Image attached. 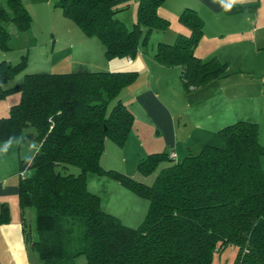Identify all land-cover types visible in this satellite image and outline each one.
I'll use <instances>...</instances> for the list:
<instances>
[{
    "label": "trees",
    "instance_id": "16d2710c",
    "mask_svg": "<svg viewBox=\"0 0 264 264\" xmlns=\"http://www.w3.org/2000/svg\"><path fill=\"white\" fill-rule=\"evenodd\" d=\"M164 1L138 0L130 27L116 16L127 0H57L56 5L86 35L97 37L112 59L133 57L142 32L145 44L151 31L168 29L169 19L157 11ZM178 20L188 33H178L173 42L159 40L154 59L178 66L186 87L227 75V62L195 52L202 16L185 7ZM31 21L22 0H0V47L10 48L4 22L23 32ZM24 64V55L13 64L0 60V98L19 92L0 117V141L20 144L19 205L33 210L24 241L42 264H75L82 253L88 264H211L228 244L236 247L232 264H264V139L259 140L255 121L227 123L217 130L221 145L204 144L178 159L170 152L142 156L136 166L143 175L169 161L148 184L100 164L105 138L122 145L133 126V113L119 92L136 79V70L27 72L9 85ZM28 140L36 145L23 155L21 143ZM67 164L79 171L65 172L61 167ZM88 173L111 177L147 200L136 227L102 208L99 195L87 187ZM8 219L7 205L0 203V223Z\"/></svg>",
    "mask_w": 264,
    "mask_h": 264
},
{
    "label": "crops",
    "instance_id": "0c3cea01",
    "mask_svg": "<svg viewBox=\"0 0 264 264\" xmlns=\"http://www.w3.org/2000/svg\"><path fill=\"white\" fill-rule=\"evenodd\" d=\"M22 1L31 14L32 21L43 24L51 33L53 14L56 13L57 21L70 23L69 18L56 12L57 0ZM127 1L129 5L116 14L124 23L128 17L134 21L138 3V0ZM237 3L243 6L227 9L228 6ZM130 7H134L132 12H122ZM185 7L195 9L204 21L203 35L195 52L204 59L205 53L201 51L203 44L206 45L209 38H216L217 45L212 46L208 53L227 62L229 72L222 76L224 78H214L200 86L203 93L208 91L200 97L208 100L202 105V101L196 102V107L192 103L184 106L163 100L152 88L153 80L156 82L155 87L158 88L164 76L173 79L174 83L179 84L182 81L178 66H164L158 63L153 57V52L159 40L171 42L178 33H188V28L178 20L180 11ZM157 11L169 19L170 26L155 34L151 31L155 40H152L150 49L142 48L139 44L137 53L130 59L106 58L101 41L95 36H88L96 43L99 51L98 61L89 62L83 71L123 69L137 71L136 79L120 90L119 98L131 111L137 103L136 107L142 112L143 118L140 121L134 115L133 126L125 142L120 146L137 143L139 146H145V152H173L178 159L189 153H197L204 144H210L212 139L209 135L215 134L218 128L236 120L255 121L259 132L261 130L264 133V0H165ZM170 27H174L172 32L174 35L168 34ZM20 79L21 75L18 74L9 85ZM9 95L0 98V103H4L0 104V117L7 115L10 106L16 102L18 95L14 94L11 101H8L6 99ZM190 127L193 128L192 132H196V144L189 142ZM150 131L154 132L153 136L150 135ZM181 134L184 138L180 136ZM8 141H0V203L7 205L9 216L7 221L0 223V264H30L29 248L24 241V224L33 220V210L30 206L20 208L18 199L20 144L17 140L11 139L7 150H4ZM107 145L117 144L105 138V149ZM105 153L106 150L100 156L102 167L123 170L121 167L105 163L103 159ZM260 163L264 169V156L260 157ZM87 187L95 192L90 188L88 180ZM101 206L103 208V205ZM146 206L147 200L144 202V208H147ZM103 209L108 211L106 208ZM113 214L130 225L118 212ZM220 253L221 251L214 253L212 262L215 257L221 262Z\"/></svg>",
    "mask_w": 264,
    "mask_h": 264
},
{
    "label": "rangeland",
    "instance_id": "374dc122",
    "mask_svg": "<svg viewBox=\"0 0 264 264\" xmlns=\"http://www.w3.org/2000/svg\"><path fill=\"white\" fill-rule=\"evenodd\" d=\"M56 8V12L62 14L59 7ZM133 10L134 7H130L122 12H132ZM56 16V13L53 14L54 21L52 23V33L50 30L46 29L43 24L34 23L33 21H31L30 27L23 32H19L14 29V25L12 23L4 22L3 25L11 33V37L8 40V45L10 46V48L3 49L2 47H0V60L5 59L6 62H11L13 64L18 62L21 59V56L24 55L25 64L23 66V69L19 71V75L27 72L83 71L88 67L89 62L96 63L98 61L99 52L96 43L92 39H89L88 35H86L73 20L68 19L70 20V23H66L64 21L61 22L57 21ZM132 23V18L128 17L125 25L130 27L132 26ZM173 31L174 27H170V29L168 30V34L171 35ZM156 32L161 31L155 30L152 31V34H155ZM143 34L144 33H142V36L140 37V45L142 46V48L146 47L150 49L151 42L155 39H153L152 34L149 33L144 44L142 42ZM175 38L176 36L172 38L171 42H173ZM217 43L218 40L213 37L209 38L206 45L203 44L201 51L202 53H205L203 54L205 55L203 56L204 59L212 56L208 52H210L212 50L211 47L217 45ZM160 81V86H158V88H156L154 85L156 83L155 80H153V82L151 81L153 84L152 88L161 99H165L173 104H181L186 106V104L192 103L194 104V107H196V102L202 101V105L208 100L200 97L208 93V91H205L203 93L200 89V86L186 87L182 81L179 84L174 83L173 79L167 76H164ZM220 84L222 83L220 82ZM8 94L10 95L6 100L11 101L12 96L15 94L16 96L18 95L15 101H18L19 92L12 91ZM136 105L137 103L134 105L135 108H133L132 113L133 116L136 115V118L141 121V119L143 118V114L141 111H139ZM199 105L200 103L198 104V106ZM189 130V142L192 144H196V132H192V127H190ZM217 130L215 134L209 135V137H211L212 139L209 142L210 144L221 145L222 141L218 135ZM150 135L153 136L154 132L150 131ZM180 136L182 137L183 134H181ZM262 139H264V133H262V131L260 130L259 140ZM145 143L147 144V142ZM35 145L36 143L33 140L22 142L21 151L23 155H29L34 149ZM105 150L106 153L103 155L105 163H108V165L121 167L123 170L119 171L124 172L138 180L144 179L148 184L153 181L157 170H159L161 166L166 165L169 162L168 160H163L157 166L156 171L148 175H143L140 171H138L136 164L138 162V158H141V155L144 156L148 154V152H145L144 145L139 146L137 143H135V145L127 144L125 147L120 145H107L106 149L104 147L103 152ZM61 168L65 172L77 173L79 171V168L73 164H67L65 167ZM87 180L90 188L94 189L93 191H95V193H98L103 208L108 209V211L112 213L118 212L120 215H122V217H124L123 219L126 222L130 223L129 226L136 227L143 219L146 212V208H144V202H146V199L144 197L135 194L128 188L122 186L120 183H117V181L115 180L113 181L111 177H108L106 175L89 173L86 174V181ZM235 253L236 247L233 244H228L220 253L222 257L221 262L217 260V257H215L214 261L211 262L212 264H225V260L227 258L226 264H232ZM217 254L218 253H216L215 255L217 256ZM28 259L30 264H42V261L38 257L37 252L31 248L28 249ZM74 261L75 264H88L83 253L78 254L75 257Z\"/></svg>",
    "mask_w": 264,
    "mask_h": 264
},
{
    "label": "clouds",
    "instance_id": "9594fccd",
    "mask_svg": "<svg viewBox=\"0 0 264 264\" xmlns=\"http://www.w3.org/2000/svg\"><path fill=\"white\" fill-rule=\"evenodd\" d=\"M10 143H11V140H9L8 142H6L4 150H7V147H8V145H9Z\"/></svg>",
    "mask_w": 264,
    "mask_h": 264
},
{
    "label": "built area",
    "instance_id": "2783aa9c",
    "mask_svg": "<svg viewBox=\"0 0 264 264\" xmlns=\"http://www.w3.org/2000/svg\"><path fill=\"white\" fill-rule=\"evenodd\" d=\"M169 156H170V157H174L175 155H174L173 152H170V153H169Z\"/></svg>",
    "mask_w": 264,
    "mask_h": 264
},
{
    "label": "water",
    "instance_id": "95a60500",
    "mask_svg": "<svg viewBox=\"0 0 264 264\" xmlns=\"http://www.w3.org/2000/svg\"><path fill=\"white\" fill-rule=\"evenodd\" d=\"M9 62H7V64H8Z\"/></svg>",
    "mask_w": 264,
    "mask_h": 264
}]
</instances>
